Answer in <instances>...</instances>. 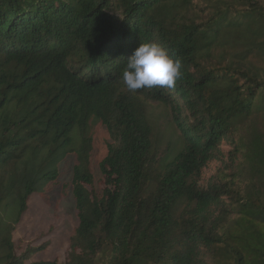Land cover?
<instances>
[{
	"label": "trees",
	"instance_id": "1",
	"mask_svg": "<svg viewBox=\"0 0 264 264\" xmlns=\"http://www.w3.org/2000/svg\"><path fill=\"white\" fill-rule=\"evenodd\" d=\"M144 43L174 87L127 90ZM70 156L67 261L34 262L15 227ZM0 264H264V0H0Z\"/></svg>",
	"mask_w": 264,
	"mask_h": 264
},
{
	"label": "rangeland",
	"instance_id": "2",
	"mask_svg": "<svg viewBox=\"0 0 264 264\" xmlns=\"http://www.w3.org/2000/svg\"><path fill=\"white\" fill-rule=\"evenodd\" d=\"M76 131L72 134L74 136ZM94 139V151L91 159V171L97 185L100 181L99 162L107 153L109 136L106 128L94 123L91 126ZM75 142L73 147H77ZM76 160L73 156L61 165V179L57 186H50L42 195H34L29 200V208L15 227L13 239L19 253L28 247L46 249L37 254L34 262L58 261L65 263L70 251V239L78 227L79 220L70 188ZM213 163L206 169L204 178L208 179L216 170Z\"/></svg>",
	"mask_w": 264,
	"mask_h": 264
},
{
	"label": "clouds",
	"instance_id": "3",
	"mask_svg": "<svg viewBox=\"0 0 264 264\" xmlns=\"http://www.w3.org/2000/svg\"><path fill=\"white\" fill-rule=\"evenodd\" d=\"M181 62L156 43H144L127 59L123 83L127 90L172 88L181 76Z\"/></svg>",
	"mask_w": 264,
	"mask_h": 264
}]
</instances>
